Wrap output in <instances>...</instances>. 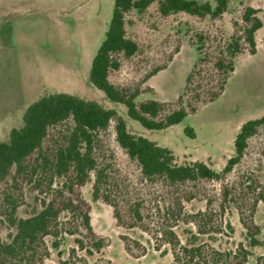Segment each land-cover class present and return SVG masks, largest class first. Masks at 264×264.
Returning <instances> with one entry per match:
<instances>
[{
	"label": "rangeland",
	"instance_id": "rangeland-1",
	"mask_svg": "<svg viewBox=\"0 0 264 264\" xmlns=\"http://www.w3.org/2000/svg\"><path fill=\"white\" fill-rule=\"evenodd\" d=\"M114 0H0V141H7L9 131L22 124L26 106L43 93L68 92L113 108L122 116L130 133L154 140L170 148L177 164L202 160L219 171L234 154L233 139L240 125L264 113V22L256 31V51L244 49L234 59V69L223 92L212 102L164 129H147L129 118L125 107L114 103L96 89L88 78L91 59L104 38ZM215 5V0H198ZM264 9V0H228L226 10L218 17H198L185 12L162 15L158 0L145 9L130 10L124 17L126 35L137 43L130 57L120 56V67L110 73L115 84L139 85L137 101L155 99L165 104L166 111L179 105L185 79L199 56L207 59L239 32L245 6ZM261 15V13H259ZM201 35V37H199ZM201 46L199 54L196 46ZM160 67L153 75L145 76ZM112 121L101 134V153L109 164L112 188L121 205L122 215L134 201L140 204L144 226L118 224L112 206L92 198V179L80 187V195L89 207L90 223L104 246L88 254L77 238L84 230L79 220L60 214L65 227L78 232H62L57 238L44 237L48 254L36 264H59L75 254L77 264H169L170 245L155 239L163 220V208L179 200L183 211L204 210L208 201L215 210L213 231L196 232L193 223L178 221L173 227L182 244L191 234L196 243L206 242L218 250L234 249L239 243L251 254L244 264H256L264 253V202L256 203L254 222L259 226V245L248 246L234 203L220 210V189L225 183L230 194L246 196L264 194V129L248 138L244 154L222 181L199 180L167 186L144 179L136 162L128 157L115 140ZM191 126L194 137L184 133ZM250 186L248 189L247 186ZM5 183L0 181V196ZM238 199L239 205L240 198ZM238 197V198H237ZM39 209L36 193L23 187V201L17 209L27 216ZM69 222V224H68ZM10 229L0 222V237L8 240ZM82 232V233H81ZM88 246L89 242H85ZM125 246L131 249L127 252Z\"/></svg>",
	"mask_w": 264,
	"mask_h": 264
},
{
	"label": "trees",
	"instance_id": "trees-1",
	"mask_svg": "<svg viewBox=\"0 0 264 264\" xmlns=\"http://www.w3.org/2000/svg\"><path fill=\"white\" fill-rule=\"evenodd\" d=\"M154 0H114L111 17L104 38L91 59L88 78L107 99L122 104L129 118L147 129H164L181 122L186 115L214 101L224 90L229 74L234 69V59L244 49L250 54L256 51L255 34L263 26L264 9L247 5L241 14L239 32L230 36L221 48L208 60L199 56L185 79L179 105L166 111L165 104L155 99L137 101L141 93L139 85L115 84L110 73L120 67V56L130 57L137 51V43L126 35L124 17L130 10L145 9ZM228 0H215L212 6L198 0H158L162 15L185 12L198 17L220 16ZM261 13V15H259ZM201 37V35H199ZM199 54L201 46H196ZM160 67L152 69L145 79ZM114 122L117 144L130 159L136 162L142 177L173 186L199 180L224 181L227 174L239 163L248 138L264 129V113L244 121L233 139L234 154L221 170L217 171L202 160L181 164L175 162L172 150L158 145L154 140L130 133L122 116L113 108H106L93 100L68 92H49L29 103L22 116V124L9 131L7 141H0V181L5 183L0 196V222L10 229L8 240L0 237V264H36L48 254L44 237L56 238L66 232L73 234L78 228L65 227L61 213L79 220L77 227L84 232L77 238L80 248L88 254L104 246L90 223L89 207L80 195V187L92 179V198L102 199L112 206L118 224L126 227L143 225V214L138 201L122 208L112 188L109 164L101 153V134ZM184 133L194 137L191 126ZM36 193L39 209L27 216H19L17 209L23 201V187ZM249 189L250 186L248 185ZM247 190L242 194H230L224 183L220 189V210L234 203L241 225L246 231L248 246L260 244L256 237L259 226L253 220L256 203L264 202L263 192L249 198ZM238 196L240 200H236ZM237 197V198H238ZM208 201L204 210L193 213L183 211L179 200L163 208V220L155 239L170 245L172 259L169 264H244L251 254L239 243L234 249L218 250L206 242L196 243L197 235L191 234L187 244H182L172 227L178 222L193 223L196 232L213 231L215 210ZM69 224V222H68ZM82 233V232H81ZM85 242H89L87 246ZM127 252L131 249L125 246ZM75 254L60 260L59 264H77ZM256 264H264V253L256 257Z\"/></svg>",
	"mask_w": 264,
	"mask_h": 264
}]
</instances>
